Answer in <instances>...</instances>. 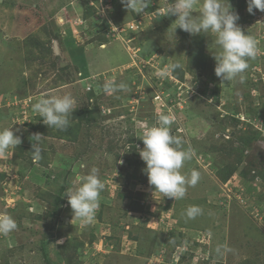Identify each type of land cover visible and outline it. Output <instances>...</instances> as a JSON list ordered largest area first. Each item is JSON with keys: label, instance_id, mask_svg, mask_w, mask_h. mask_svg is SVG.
<instances>
[{"label": "rangeland", "instance_id": "obj_1", "mask_svg": "<svg viewBox=\"0 0 264 264\" xmlns=\"http://www.w3.org/2000/svg\"><path fill=\"white\" fill-rule=\"evenodd\" d=\"M230 2L259 41L242 84L215 75L214 35H174L176 17H157L165 0L139 14L121 0H0V128L22 140L0 155V213L18 225L0 235V264H264V12ZM110 80L127 90L105 92ZM64 93L78 107L59 131L32 105ZM161 113L194 150L182 171L200 173L181 200L154 192L139 155ZM93 166L106 189L85 226L64 193ZM192 205L203 213L188 219Z\"/></svg>", "mask_w": 264, "mask_h": 264}, {"label": "clouds", "instance_id": "obj_2", "mask_svg": "<svg viewBox=\"0 0 264 264\" xmlns=\"http://www.w3.org/2000/svg\"><path fill=\"white\" fill-rule=\"evenodd\" d=\"M152 0H121L122 5L135 14L145 13V9ZM198 9V14L197 10ZM254 10L264 12V0H247V12L254 14ZM103 11V10H101ZM159 16H175L171 24L174 29L179 28L191 35L212 34L219 51L213 54L215 60V75L228 83L238 81L244 83L245 73L249 69V61L255 60L260 54L259 41L249 32H245L238 21L239 13L233 8L230 0H165L163 11ZM179 61L170 63L156 75L167 77L176 69L181 68ZM107 93L126 91L127 85L110 80L104 84ZM78 107L76 98L71 93L49 95L37 98L32 110L43 119L49 128L64 131L70 126V117ZM175 117L169 114H158L151 126H144L139 136L144 147L139 149V155L145 162L148 183L154 192L163 197L181 200L185 197L188 187H195L200 180V173L191 170L182 171L185 163L193 159L194 150L185 148L182 140L174 136L171 126ZM14 124V123H13ZM9 127L0 128V155L7 154L9 149L21 144V136L15 134L19 129ZM33 160L42 158V143L44 136L34 133L30 136ZM257 145L264 146V142ZM85 168L84 163L80 164ZM99 168L93 166L86 175L78 176L77 183L65 191L68 203L73 211V217L79 219L82 225L90 224L99 209L100 196L106 189L105 182L100 178ZM153 192V193H154ZM203 213L200 206L192 205L186 208L184 215L188 219H195ZM17 222L8 213H0V235L7 236L17 229ZM217 255L223 256L233 249L227 245H218Z\"/></svg>", "mask_w": 264, "mask_h": 264}]
</instances>
